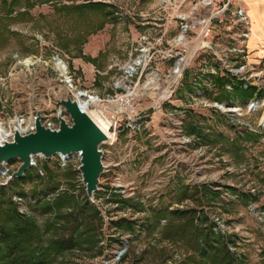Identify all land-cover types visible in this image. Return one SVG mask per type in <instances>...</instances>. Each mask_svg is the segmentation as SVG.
Returning a JSON list of instances; mask_svg holds the SVG:
<instances>
[{"label":"rangeland","instance_id":"374dc122","mask_svg":"<svg viewBox=\"0 0 264 264\" xmlns=\"http://www.w3.org/2000/svg\"><path fill=\"white\" fill-rule=\"evenodd\" d=\"M202 17L192 0H0V123L56 121L85 91L112 136L92 199L76 155L6 183L5 163L0 264H264V108H248L264 57L250 20Z\"/></svg>","mask_w":264,"mask_h":264},{"label":"water","instance_id":"95a60500","mask_svg":"<svg viewBox=\"0 0 264 264\" xmlns=\"http://www.w3.org/2000/svg\"><path fill=\"white\" fill-rule=\"evenodd\" d=\"M64 80L71 86L66 76ZM78 93L83 95L82 92ZM56 102L59 106L56 114L58 121L56 128L45 126L42 123L40 111H37L33 120L34 130L23 134L15 125H12V133L0 138V173H4L5 163L12 160L20 161L18 168L6 178V183L22 177L33 165L36 156L51 159L58 154L63 157L76 154L79 158L78 171L81 181L85 186L87 197L92 199L94 192L98 190L100 176L106 168L102 159L104 151L101 146L108 143L110 137L83 108L77 98H72L68 94ZM259 102L260 100L251 102L248 108H255ZM216 107L237 115L235 108L226 110L224 104ZM63 112L68 115L69 122L63 116ZM19 118H16L15 122Z\"/></svg>","mask_w":264,"mask_h":264},{"label":"built area","instance_id":"2783aa9c","mask_svg":"<svg viewBox=\"0 0 264 264\" xmlns=\"http://www.w3.org/2000/svg\"><path fill=\"white\" fill-rule=\"evenodd\" d=\"M167 0H163V4ZM185 1V0H183ZM195 3V8L197 9L198 12H201L203 14V17L201 20H199L197 23L203 25L206 27V29L210 26L211 22L215 19H219L225 14H234L236 16V22L239 23L240 26L243 27V29H248L249 25V18L247 15L246 10L242 6H237L235 3V0H192ZM235 6H234V5ZM190 25V22L186 21L185 26L188 27ZM246 32V31H245ZM245 32L243 35H245ZM235 57L239 59L240 57V52H238L236 49H234ZM238 61V60H237ZM65 116L66 120L69 122L70 119L68 115H63ZM34 116L30 118V123L28 125H25L22 127V129H19L21 133H28L32 130H34ZM42 123L45 126H48L50 128H56L58 125V121L56 120H50V119H42ZM12 133V130L10 134ZM76 155V154H72ZM70 155V156H72ZM58 156L62 159L65 160L68 157H63L62 155ZM77 156V155H76ZM78 157V156H77ZM34 163V162H33ZM7 167L5 168L4 173L1 174H6L7 172Z\"/></svg>","mask_w":264,"mask_h":264},{"label":"bare ground","instance_id":"6f19581e","mask_svg":"<svg viewBox=\"0 0 264 264\" xmlns=\"http://www.w3.org/2000/svg\"><path fill=\"white\" fill-rule=\"evenodd\" d=\"M248 18L251 23V17H250V11H247ZM251 25V24H250ZM27 62V61H26ZM54 68L63 76H65L66 73V66L61 60H55L54 61ZM83 95L81 96L79 93H75L78 102L83 106V108L92 116V118L98 123V125L108 134L110 139L112 136L109 134V125L110 121L102 116L99 111L90 109L92 104L96 103L98 100L95 96L87 95L85 91H82ZM258 107L264 108V101H260L258 103ZM227 110V109H226ZM236 111V110H235ZM102 113V112H101ZM260 120L264 123V112ZM30 123V120H26L23 117H20L17 119L16 122L12 123L11 121L5 123H0V138L6 137L8 134H10L12 130V125H15L18 129H22L25 125H28ZM10 126V127H9Z\"/></svg>","mask_w":264,"mask_h":264},{"label":"crops","instance_id":"0c3cea01","mask_svg":"<svg viewBox=\"0 0 264 264\" xmlns=\"http://www.w3.org/2000/svg\"><path fill=\"white\" fill-rule=\"evenodd\" d=\"M241 1L246 12L250 11L251 17L248 46L257 56L264 57V0Z\"/></svg>","mask_w":264,"mask_h":264},{"label":"trees","instance_id":"16d2710c","mask_svg":"<svg viewBox=\"0 0 264 264\" xmlns=\"http://www.w3.org/2000/svg\"><path fill=\"white\" fill-rule=\"evenodd\" d=\"M227 80H222V77H218V83L219 84H223L224 82H226ZM240 85V84H239ZM255 89V88H254ZM235 90H236V92H238V93H241V92H244L245 93V96L246 97H250V96H252V93L251 94H248V92H245V90H247V89H243L242 87H241V85L240 86H237L236 88H235ZM223 95H221V93H220V96H221V98L220 99H227V95H228V92L227 91H225V90H223ZM211 193H214V192H211ZM216 194V193H215ZM212 197H213V195H212ZM216 196H214L213 198H215ZM24 227V226H23ZM25 230H26V232L28 231V228H24ZM25 234V233H24ZM26 235H28L27 233H26ZM30 237V236H29Z\"/></svg>","mask_w":264,"mask_h":264},{"label":"flooded vegetation","instance_id":"af4514ba","mask_svg":"<svg viewBox=\"0 0 264 264\" xmlns=\"http://www.w3.org/2000/svg\"><path fill=\"white\" fill-rule=\"evenodd\" d=\"M253 102V101H252ZM250 109V108H249Z\"/></svg>","mask_w":264,"mask_h":264}]
</instances>
